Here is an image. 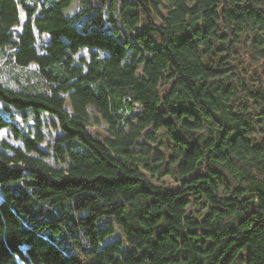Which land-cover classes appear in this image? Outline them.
I'll return each instance as SVG.
<instances>
[{
    "label": "trees",
    "instance_id": "trees-1",
    "mask_svg": "<svg viewBox=\"0 0 264 264\" xmlns=\"http://www.w3.org/2000/svg\"><path fill=\"white\" fill-rule=\"evenodd\" d=\"M72 1L0 0V264H264V0Z\"/></svg>",
    "mask_w": 264,
    "mask_h": 264
},
{
    "label": "rangeland",
    "instance_id": "rangeland-1",
    "mask_svg": "<svg viewBox=\"0 0 264 264\" xmlns=\"http://www.w3.org/2000/svg\"><path fill=\"white\" fill-rule=\"evenodd\" d=\"M80 0H73L71 5L67 8H65V16L66 18H72L75 14V12L79 9L83 8V5L79 4ZM94 14H98L97 10H91L89 12H86L84 14H82L81 16H79L78 20H74L76 25H83L86 22H89L95 15ZM109 14H113L114 16L117 15V10L115 9H111L110 8V3L108 4L104 15L108 16ZM93 22H89L88 27L90 28H94L95 26H93ZM0 109L3 110L2 104L0 103ZM135 111H138V106L136 108ZM44 120H47V118H44ZM44 129L46 132V141H52L53 140V136H56V131L52 129L51 125L50 126H46L44 125ZM90 129L93 133H99L100 137L103 139L105 138L108 133L105 129V125L102 123H98V124H93L92 126H90ZM49 131V132H48ZM51 132V133H50ZM0 138L4 139L5 141L9 142L10 144L14 145V146H22V142L20 140H16L13 138V134L9 129H0ZM150 145H153L154 142L152 141H147ZM73 143L75 144V148L77 150H81V151H86V147L80 144H77V141H73ZM147 150H149V147L146 148ZM46 160H48L49 162H51L52 164H54L52 157H47ZM58 166V165H57ZM152 178L151 181L156 184V185H163L166 187H175L176 184L168 177L163 176V177H159L158 174H151ZM247 252V249H245V253ZM238 264H245V262L243 260H241Z\"/></svg>",
    "mask_w": 264,
    "mask_h": 264
}]
</instances>
